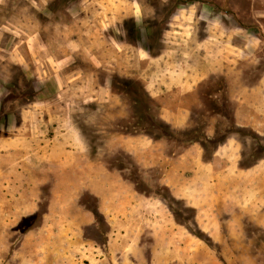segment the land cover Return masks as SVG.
<instances>
[{
    "label": "rangeland",
    "instance_id": "rangeland-1",
    "mask_svg": "<svg viewBox=\"0 0 264 264\" xmlns=\"http://www.w3.org/2000/svg\"><path fill=\"white\" fill-rule=\"evenodd\" d=\"M182 63L200 83L168 81ZM247 117L264 0H0V264H264Z\"/></svg>",
    "mask_w": 264,
    "mask_h": 264
},
{
    "label": "crops",
    "instance_id": "crops-1",
    "mask_svg": "<svg viewBox=\"0 0 264 264\" xmlns=\"http://www.w3.org/2000/svg\"><path fill=\"white\" fill-rule=\"evenodd\" d=\"M250 42V41H249ZM171 66V65H170ZM178 67H182L184 68V71L182 72H175V75H170L169 77L172 79H169L168 77V81H171L172 83H175L177 85H181V84H198L201 82L202 77H200V73L198 71H194L192 68H195L193 65H190L188 63H182L179 64ZM191 68V69H190ZM188 70H191V72L196 73L195 74H190L191 72H188ZM162 82V81H160ZM146 83H148V81H146ZM152 86H154V83L152 84ZM188 87V86H186ZM153 91L155 87H150ZM186 91H184L183 93H185ZM154 98L160 103L163 104V102L166 101L165 97H162L160 94L158 93H153ZM176 96V95H175ZM177 97V96H176ZM175 97V98H176ZM169 99V98H167ZM170 101V100H169ZM190 101V99H187V95L184 96V100L182 103L178 102V107H176V110L174 109V104L170 105L171 110H169L170 108L168 107L167 104H165L162 107V115H169V117L167 118V120L170 121V123L174 126H184L186 124H188L189 122V107L191 106L188 102ZM245 108H247L246 106H243ZM245 112H247V110L242 109V108H238L236 110V115L240 116L242 113L245 114ZM259 112V111H258ZM258 116L261 117V114L259 115V113L257 114ZM262 121V122H261ZM260 122L259 121H255L252 122L248 117L244 119L240 120V123L242 124H250L253 125L254 127H256V130L258 131H264V117L262 118ZM129 139H121L120 140V144L124 146V142H128ZM196 144H192L190 146V148L186 149V151H184V153H181L180 155H178L176 157L177 160H180L182 158H184V156H186L187 154H190V151L193 150L195 148ZM128 147V146H126ZM193 178H197L196 173H194ZM181 195H184V193H182ZM144 198V197H143ZM138 199H142V195L138 194ZM143 200V199H142Z\"/></svg>",
    "mask_w": 264,
    "mask_h": 264
},
{
    "label": "trees",
    "instance_id": "trees-1",
    "mask_svg": "<svg viewBox=\"0 0 264 264\" xmlns=\"http://www.w3.org/2000/svg\"><path fill=\"white\" fill-rule=\"evenodd\" d=\"M134 103L136 102V100H132ZM139 102V101H138ZM167 124V126L168 127H170V128H173L172 126H171V124H169V123H166ZM203 130V129H202ZM203 132V131H202ZM185 134L184 135H190V131H187V132H184ZM147 134L148 135H150V136H152V137H159V135H156V132L154 133V131H148L147 132ZM195 140H197V141H199L201 144H202V146H204L205 147V142H203L201 139H199V138H197V136H195ZM226 137H223V140L225 139ZM223 140H219L218 142H217V144L216 145H218V144H220ZM119 169H121V167H119ZM135 182L137 183L138 181L137 180H135Z\"/></svg>",
    "mask_w": 264,
    "mask_h": 264
}]
</instances>
